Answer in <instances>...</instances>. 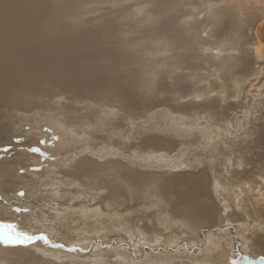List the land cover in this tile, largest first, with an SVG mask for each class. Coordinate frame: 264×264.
<instances>
[{"label":"bare ground","instance_id":"bare-ground-1","mask_svg":"<svg viewBox=\"0 0 264 264\" xmlns=\"http://www.w3.org/2000/svg\"><path fill=\"white\" fill-rule=\"evenodd\" d=\"M80 26L88 32L79 31ZM84 50L93 57L84 55ZM62 97L67 102H54ZM74 100H82L88 110L82 112L85 106H74ZM165 107L172 109L166 112ZM158 109L170 117L177 115L180 126L170 132L162 124L144 128L145 120ZM48 118L53 124H48L49 133L59 134L58 142L69 153L65 157L61 149L60 154L48 152L49 163L42 172L38 165L32 174L38 178L35 183L48 185L50 175H55L68 186L66 192H79L96 202L98 215L101 208L109 214H104L106 219L82 221L85 226L79 223L76 228L55 210L46 219L30 214L23 223L31 222L35 232L47 228L49 236L55 226L61 233L54 237L59 242L66 237L67 245L78 241L93 246L98 237L114 244L109 252L84 263L78 254L68 255L63 249L40 251L39 243L32 249L0 243V264H62L56 260L67 257L75 261L66 264L104 260L151 264V250L160 238L149 228L148 215L122 206L131 200L129 185L139 194L147 180L161 198L155 203L169 221L166 225H172L175 241L185 235L194 239L206 230L205 252L216 255L217 264H228L230 236L211 233L223 222L219 205L225 204L233 222L224 225L238 228L235 236L243 239L245 259L264 264V0H0V144L14 137L27 138L25 146L35 143L28 131L43 132L42 123ZM108 120L114 121L115 132L110 131L112 125L106 131ZM125 130L134 132L132 140L122 137ZM90 133L102 144L109 141L106 149L113 158L104 162V151L90 141ZM178 146L183 147L169 156ZM11 153L18 159L5 160L6 168L28 164L24 157L31 155L24 150ZM167 155L169 177L137 168L153 159L155 168H160ZM9 176L13 179L11 172ZM0 180L1 193L3 185L10 188L12 183L7 185L11 181L5 177ZM141 227L150 233L148 237ZM259 235L263 244L258 253L254 238ZM131 244L142 250L152 246L149 259H136L137 253L127 249ZM45 253H53L50 256L56 260ZM186 258L191 264H210ZM184 263L174 258L162 261Z\"/></svg>","mask_w":264,"mask_h":264},{"label":"rangeland","instance_id":"rangeland-1","mask_svg":"<svg viewBox=\"0 0 264 264\" xmlns=\"http://www.w3.org/2000/svg\"><path fill=\"white\" fill-rule=\"evenodd\" d=\"M89 27H93V26L91 24H89ZM78 30L82 31L84 33L88 32L86 26H80V27H78ZM83 54L88 56L89 58L93 57V53H91V52L87 53L85 50L83 51ZM231 54L238 55L237 52H231ZM231 54H230V56H231ZM81 101L82 100H74V101H72V104L76 107H79V105H84L85 107L80 108V109L82 112H86L88 110V108L85 104L80 103ZM54 102L56 104H58V103L62 104V103L67 102V101L65 99H63V97H62L60 99L59 98L54 99ZM165 109H166V112H168V111H171L172 108L165 107ZM163 111H164L163 109H161V110L158 109L157 111H155V113L153 115L149 116L146 120H145L146 117L141 118L142 121L145 120V122H147L146 124H148L147 127L144 126V128H150L151 126H152V128H150V129L160 128V127H154L153 125L162 124V125H166L167 126V132H170V129H172L173 127L175 129V127L178 128L180 126V124L176 120L177 115L174 117H170L169 115H166V112H163ZM54 113L57 116L60 115L57 111H54ZM66 114L67 115L73 114V112H68ZM160 114H161V116H160ZM105 116H106V119H109L110 115L107 114ZM157 118L159 120H157ZM161 118L162 119L164 118L165 120L164 119L161 120ZM51 120H52L51 118H48V123L47 122L42 123L43 132H41L40 130L28 131L27 135H28L29 140H32V138L35 139V141H34L35 143H33L31 145H29V144L26 146L24 145V142L28 141L27 138L22 139V138H15V137L12 140L8 141V144L7 143L0 144V176L5 177L6 179H9L11 181V182L7 183V185H11V183H12L10 188H8L6 185H3V189L0 193V201H2V202H0V243H1V245L3 244L4 246H12V247L19 246V247H26V248H30V249H32L33 244L39 243V246L36 249H39L40 251H42L44 249L45 250L50 249V251H56L57 249L58 250L63 249L64 252H66V251L68 252V255L69 254L70 255L78 254V257H80L83 260V262H84V260H85V262H88V260H89V263H90L92 256L94 257L97 255H100L101 254L100 252H102V253L105 251L109 252V250L111 249V247H113V244H114L111 242H114V240L105 239L103 237H98L97 240L92 241L94 243L93 246H91V245L90 246L89 245L81 246L82 243H80L78 241H76L75 243L74 242L71 243V245H67L66 244V242H67L66 237L63 236V241H60V242L57 241V239L54 237V236H56V233L57 234L61 233L55 228V226L54 227L49 226L50 229L49 228L48 229L51 230V234H52L51 236H49V234L46 232L47 228H37L36 232H35V229L31 226V222H30V224H29V221H27V223H23V221L25 219H27L30 216V214L32 215L33 218L35 217L38 220L40 218L46 219L47 218L46 216H48V214H51V216H52L53 213H50L52 210H55L54 211V212H56L55 214H57V212H58L60 214H63L67 218H69L71 221H68V222L72 223L71 225L73 227H75V224L78 225L79 223H80L79 226H83V225L85 226L84 222H82V221H88V220L97 221V217L99 220H102V218L106 219V216H108V214H109L108 210L101 208L100 209V211L102 212V214H101L102 217H101L96 212L97 211L96 207H98L95 204L96 202L93 203V202L88 201V199L86 197L80 196L81 194L79 192H73L71 194L66 192V190H67L66 187L68 188V186H66L64 183L61 184V180L59 181L55 175H50V178H49L50 181H49L48 185L43 183V182H40V183L37 182L38 184L35 183L36 180H38V178L33 177L32 174L37 171V167H39L38 165H40V164L42 165L41 169H39V172H42V169H44L46 167V164L49 163L47 161V157H46L48 152L51 153V152L57 150L58 154H60V149H61V151H64V149H65L64 145L60 144L58 142L59 141L58 137L60 135L57 134V136H56L52 133H49L51 128L48 127V124H52V123H49V121H51ZM67 120H68V118H67ZM159 121H160V123H159ZM3 123L7 124L8 121L4 120ZM113 123H114V121H112V122L109 121V122H107V125H104L106 131H108V128H110V126L112 125L113 129L110 131L115 132V128H114ZM208 128H210V127H208ZM27 129H28V127H27ZM184 129H185V132L191 131V130H188L186 128H184ZM122 134H123L122 137H125V139L128 141L132 140L133 136H134V132H133V134H131V133L126 132V130ZM87 135L93 144H96L98 147L103 149V151H104V156H103L104 162H107L109 159L113 158V156L108 154V150L106 149L107 147L110 146V145H107V143L109 141H106L104 144H102L101 139H98L96 136L92 135L91 133L87 134ZM51 136H54V137H51ZM117 137H119L120 138L119 140H121V136L117 135ZM117 146H121V145L117 144ZM182 147L183 146H181V147L178 146L177 151L176 150H173L172 152L165 151L164 153L169 152L172 155H170L169 153H168V155L174 157V155L177 154L178 150H180ZM37 148L40 149V151H34V149H37ZM81 148L85 149V147H81ZM13 149L24 150L26 153L30 154L31 156H29L27 158L24 157L26 159V161L28 162V164H26V162L16 163V165H14L12 168H6L5 167V165H6L5 160L9 159V161H11V160L14 161V158H11V157L16 158V155H12V153L8 154L9 151H11ZM77 151H79V149H76L73 152L76 153ZM62 153L66 157V154H68L69 152L66 153L64 151ZM173 153H174V155H173ZM36 155L41 157V159H42L40 162H37L38 164L36 163V161L34 162V160H36L35 157H37ZM168 155H167V158L165 159L166 161H164L162 159H159L157 161V162L164 161V162H162L163 164L160 163L161 164L160 168H155V166L157 164L152 163V162H155L156 159H153L152 162L148 161L151 163H147V164H145V166H144V164L138 165L137 168L142 169L143 171H145L147 173L154 172V173L158 174L160 172L161 174L164 175V177H169V174H167V172H169ZM16 159H18V158H16ZM28 159H30V160H28ZM175 161L177 162L178 159H176ZM148 164H151V167H149ZM134 166H137V164ZM153 166H154V168H152ZM9 172H11V176L13 177V179L9 176ZM51 176H53V177H51ZM45 178H47V177H45ZM51 179H53V180L51 181ZM28 181H29V183H28ZM50 182H52V183H50ZM0 183H2V181ZM144 185H145L146 189L142 192H139V194L136 193L137 191L133 190L132 185L131 186L129 185L128 188L131 189V192H129V195H130L129 198L131 200H129L128 202L125 201L124 203H122V206L124 205V207L130 208V209L133 208L132 210L136 209V211L138 212L139 215H141V214H144V216L148 215V217H149L148 220L150 223L149 228L153 229L156 232V235L158 238H160V240H159L157 247L155 249H153L152 246H149L150 248L147 249V246H144V244H142L144 246V250H142L143 247L137 248L135 244H131L130 246H127V249L128 250L130 249L129 252L130 253H137L138 257L136 259L139 258L142 261H147L146 259H149V256L147 255L149 253L148 251L153 249V250H151V253H153V255H152L153 256V259H152L153 262L151 264H162V261L165 258L168 261H171L174 258L175 261L181 260V261H185V263H187V264H191L190 261L186 260L187 259L186 256L192 257L193 260H196L199 263L217 264L216 255H213L212 253L208 254L205 252V245H207V246L209 245V242L206 239L207 238L206 230H201L200 233L198 234V236L194 239H191V238L187 237L186 235L177 241H175L173 239V227H172V225H170V226L166 225L165 222L168 223L169 221L167 220L166 216H163L161 214V212H163V211H161V209H159L155 203L156 201L161 200L160 196L158 195V193L156 191H154L150 180H147ZM212 187H213V184H212ZM62 191H63V193H62ZM4 193H6V194H4ZM55 194H56V197H55ZM46 196H47V198H46ZM109 196L112 197L111 194ZM105 197H106V195H105ZM102 199H104V198H102ZM146 200L149 201V203ZM28 201H29V203H28ZM96 201L98 202V199ZM82 202L84 204H82ZM116 202H118V201H116ZM146 202H147V204H146ZM27 205H28V207H27ZM45 205L47 207H45ZM87 206H89L90 209H88L89 207H87ZM50 207H51V209H50ZM219 207L223 213V222L221 223V225H218V227L213 228L211 230V233L216 232L213 234H217L218 232L223 231L230 236L229 238L231 239V241L233 243V248L230 251V253L232 255H229V257H227V259H228L227 263L228 264H251L250 262H247V260L245 259V256H244L246 253V249L244 248V243L242 242L243 239L235 236L236 231L238 232V228H236V225L231 226V227H235L236 230H229L228 229L229 227L227 228L224 225V222H233L231 219L232 214L229 213L228 207L225 204L224 205L220 204ZM42 208H44V209H42ZM63 208L67 211L63 210ZM79 208L80 209L86 208V210L87 209L88 210L87 211L85 210V212L82 213V211ZM43 210H44V212H43ZM59 210H61V212ZM90 210H92L93 213L95 211V213L94 214L91 213ZM105 210H106V212L107 211L108 212L106 213ZM144 210L147 212H145ZM76 212H78V214ZM75 213H76V215H75ZM81 214L82 215L86 214V215L82 216ZM95 215H96V217H95ZM80 216H81V218L83 217L82 220L81 219L79 220ZM92 216H94V217H92ZM161 216L164 219L160 220L159 218ZM73 217H76V218L74 219ZM91 217L93 219H91ZM131 219H133V218L131 217ZM143 221H141V226L144 225L143 223L145 221L144 222ZM20 223L22 226L19 225ZM96 223L97 222H95L94 224H96ZM8 225H14L15 228H10V227H8ZM112 225H115V224H112ZM205 227H208V226H205ZM105 228L108 229V227H106V226H103L102 229H105ZM142 228L143 227H141L140 229L145 233V236L148 237V234H150V233H148L146 230H144V228L143 229ZM155 229H159V230H155ZM13 231L27 232L28 234H31L33 236L46 235L48 237V240L51 241V243H48L47 241H44V240H34L31 242H27L24 245L5 244L4 240H3L4 235L10 234ZM160 231H161V233H160ZM76 232H77V230H76ZM77 234H78V232H77ZM114 234H116V233H113V235ZM83 235L89 236L86 234H83ZM124 235H126V234H124ZM204 235L206 236L205 238H204ZM68 240H71V239H68ZM254 241L256 242L257 247H258L255 251H257L259 253L260 245L263 244L262 236L259 235V236L255 237ZM57 244H64L65 247L64 248L54 247V245H57ZM116 246H118V245H116ZM96 247H97V249H96ZM98 247H101V250ZM70 248H75L76 251H74V252L70 251L69 250ZM98 249H99V251H97ZM96 252L99 254H97ZM116 252L117 251H115V254H116ZM51 254H53V253H51ZM44 255L49 257L51 260H56L55 258L53 259L47 253H45ZM56 257L61 258L62 256L56 255ZM74 258H76V257H74ZM87 258H88V260H87ZM169 258H171V259H169ZM230 259H232V260H230ZM56 261H58V263L66 264L69 261H75V259L67 257L65 260L62 259V260H56ZM105 262L106 261L104 260L103 263H101V264H105ZM259 264H261L260 261H259Z\"/></svg>","mask_w":264,"mask_h":264},{"label":"snow or ice","instance_id":"snow-or-ice-1","mask_svg":"<svg viewBox=\"0 0 264 264\" xmlns=\"http://www.w3.org/2000/svg\"><path fill=\"white\" fill-rule=\"evenodd\" d=\"M34 151H40V149H34ZM8 227L10 228H15L14 225H8ZM4 243L5 244H19V245H24L27 242H31L34 240H45L48 243H51V241L48 240V237L46 235H37V236H33L31 234H28L27 232H23V231H13L10 234H6L3 237ZM54 247H58V248H64L65 245L64 244H57L54 245ZM70 251H76L75 248H70ZM82 250V249H81Z\"/></svg>","mask_w":264,"mask_h":264}]
</instances>
